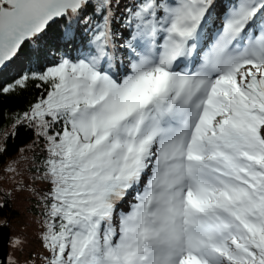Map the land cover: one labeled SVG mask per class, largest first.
Masks as SVG:
<instances>
[{
  "label": "snow or ice",
  "instance_id": "6c2138e0",
  "mask_svg": "<svg viewBox=\"0 0 264 264\" xmlns=\"http://www.w3.org/2000/svg\"><path fill=\"white\" fill-rule=\"evenodd\" d=\"M0 264H264V0H0Z\"/></svg>",
  "mask_w": 264,
  "mask_h": 264
},
{
  "label": "trees",
  "instance_id": "16d2710c",
  "mask_svg": "<svg viewBox=\"0 0 264 264\" xmlns=\"http://www.w3.org/2000/svg\"><path fill=\"white\" fill-rule=\"evenodd\" d=\"M35 92V89H31L21 96H0V131H2L5 127L11 130V124L7 120V115L9 113L23 109L26 106L28 100L33 97ZM34 138L35 136L33 132L21 128L18 135L12 136L10 139H8L7 143L4 145L7 149V154L0 155V188L6 187L9 191L13 189V183L10 180H4V169L9 163L21 157V149L27 148L32 143ZM2 143L3 140L0 138V144ZM13 202H15V199L12 201L8 211L3 213V216H10L12 225L11 227L19 226L24 228L28 226L29 222L26 221V218L20 215V208L14 207ZM27 254H24L21 257L22 261L27 257Z\"/></svg>",
  "mask_w": 264,
  "mask_h": 264
},
{
  "label": "rangeland",
  "instance_id": "374dc122",
  "mask_svg": "<svg viewBox=\"0 0 264 264\" xmlns=\"http://www.w3.org/2000/svg\"><path fill=\"white\" fill-rule=\"evenodd\" d=\"M4 188H6V187H3V188H0V190H2V189H4ZM20 198V197H19ZM18 198V199H19ZM18 199H17V201H15L14 203H13V205H18V206H20V203H18ZM25 205L26 204H24L23 203V205L20 207L21 208V210H23V209H25ZM39 211V210H38ZM33 214V213H32ZM28 220H29V224H28V226H26L25 227V229H21V231L22 232H24L25 233V235H27V237H28V239H27V245H26V248L25 249H29L28 247H31V246H33V245H35V244H38V243H35V240H38L37 239V232H38V226H37V224H36V217H33L32 215H29L28 216ZM15 232V231H14ZM16 233V232H15ZM21 234H19V236H20ZM35 239V240H34ZM36 249V248H35ZM34 249V250H35Z\"/></svg>",
  "mask_w": 264,
  "mask_h": 264
},
{
  "label": "water",
  "instance_id": "95a60500",
  "mask_svg": "<svg viewBox=\"0 0 264 264\" xmlns=\"http://www.w3.org/2000/svg\"><path fill=\"white\" fill-rule=\"evenodd\" d=\"M9 231L0 233V258L7 255V243H8Z\"/></svg>",
  "mask_w": 264,
  "mask_h": 264
}]
</instances>
